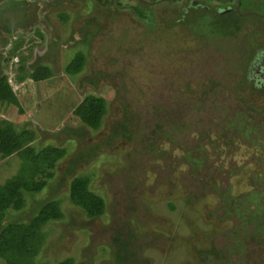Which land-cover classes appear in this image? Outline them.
Masks as SVG:
<instances>
[{
	"label": "rangeland",
	"instance_id": "1",
	"mask_svg": "<svg viewBox=\"0 0 264 264\" xmlns=\"http://www.w3.org/2000/svg\"><path fill=\"white\" fill-rule=\"evenodd\" d=\"M172 1L122 0L147 6L144 24L139 11L118 15L121 6L102 11L95 0H28L14 28L0 27V74L19 101L0 103V121L34 132L38 151L68 153L46 189L27 198L25 220L49 197L65 215L44 229L37 264H114L117 236L135 264H217L198 254L214 248L229 257L221 264H264V93L234 90L256 48L264 60V0ZM79 54L85 68L70 76ZM37 66L51 70L45 81L30 79ZM90 95L107 102L98 131L74 113ZM126 118L129 132L115 134ZM22 163L0 156V185ZM80 176L105 200L99 219L70 202Z\"/></svg>",
	"mask_w": 264,
	"mask_h": 264
},
{
	"label": "trees",
	"instance_id": "2",
	"mask_svg": "<svg viewBox=\"0 0 264 264\" xmlns=\"http://www.w3.org/2000/svg\"><path fill=\"white\" fill-rule=\"evenodd\" d=\"M181 1L173 0L172 3ZM213 1H219L224 4L229 0ZM116 5L121 6L120 9L114 11L118 15L123 11L121 10L122 8H128L133 13L135 11L141 12L143 15L141 14L139 18L142 20V23H148V16L145 13L147 6L145 4L142 5L137 2V5H123L122 2H119L109 6H98L102 7L100 10L103 11L108 7L112 9ZM190 7L194 8L192 10H201L204 13L208 12V10L214 12L219 11L221 16L238 14L243 17L237 8L223 13L217 10L218 8L206 4H200L198 6L190 4ZM140 9L142 10L140 11ZM157 17L156 12L152 24L155 29L161 26L160 22L157 21ZM178 17L177 21L181 20L186 25V20H184L183 15H178ZM257 17L260 19L264 18V16ZM94 26H96L95 23ZM257 49L252 52L248 64L242 68L243 76L240 82L241 87H235V92L239 93L242 90H246L264 93V82L260 79L261 74L264 73V60L263 62L259 61L257 63L263 54V50ZM85 64L86 56L79 54L67 67L68 75L78 76L83 72ZM50 75L51 70L48 67L37 66L31 73L30 79L34 82H42ZM259 79L260 82L258 81ZM0 103L19 106V101L15 93L2 74H0ZM195 108L199 111L203 107L202 105H197ZM74 113L80 118L85 127L98 131L103 126L104 119L108 113L107 102L102 97L90 95L83 100L75 109ZM120 127L123 134H127L129 132L128 127H130L129 119L127 120L126 118L124 124L117 126L114 131L115 134L119 133ZM158 127L162 126L159 125ZM35 139L36 135L34 132L28 130L17 132L13 124L7 121H0V156L2 158L20 156L23 161L19 173L5 184L0 185V259L4 260L6 264H37L35 260L46 241L44 229L50 223L59 222L65 218L61 200L54 197H49L39 203L35 210H31L29 220H25L24 218L28 216L25 213L28 196L35 197L46 189L48 182L55 177L54 171L58 163L68 154L66 149L55 146H48L38 151L32 146ZM72 168L73 166L70 170ZM63 183L64 180H62L59 188ZM90 185L91 180L89 177L80 176L74 178L70 184V202L82 210L88 218L94 220L104 215L106 203L102 197L91 190ZM215 189L218 190L219 187ZM224 193H220V198L224 199L227 196ZM170 207L174 209L173 205H170ZM11 211H15V214H12ZM116 240L118 241V245H116L114 252V264H135L140 262V259L136 257L137 254L127 249L129 244L123 238L117 236ZM198 254L203 263L210 259L211 256L218 258L217 264H221V261L229 260L226 254L224 255L215 248L211 251H198ZM58 264H75V260L68 258Z\"/></svg>",
	"mask_w": 264,
	"mask_h": 264
},
{
	"label": "flooded vegetation",
	"instance_id": "3",
	"mask_svg": "<svg viewBox=\"0 0 264 264\" xmlns=\"http://www.w3.org/2000/svg\"><path fill=\"white\" fill-rule=\"evenodd\" d=\"M28 0H0L2 6H0V27L8 30L9 26L11 28L15 27L13 22L20 19L21 10H24V3ZM56 2V0H54ZM98 5L109 6L114 3L122 2V0H95ZM17 2V3H16ZM228 9L226 11H231ZM12 33V32H11ZM3 41V40H2ZM5 43H3L4 45ZM264 77V73L261 74V77Z\"/></svg>",
	"mask_w": 264,
	"mask_h": 264
},
{
	"label": "water",
	"instance_id": "4",
	"mask_svg": "<svg viewBox=\"0 0 264 264\" xmlns=\"http://www.w3.org/2000/svg\"><path fill=\"white\" fill-rule=\"evenodd\" d=\"M141 1H143V0H141Z\"/></svg>",
	"mask_w": 264,
	"mask_h": 264
}]
</instances>
